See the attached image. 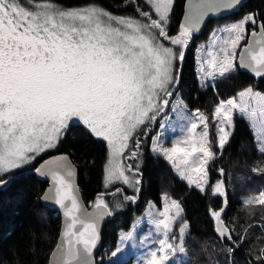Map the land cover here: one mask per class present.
<instances>
[{"label":"snow or ice","instance_id":"1","mask_svg":"<svg viewBox=\"0 0 264 264\" xmlns=\"http://www.w3.org/2000/svg\"><path fill=\"white\" fill-rule=\"evenodd\" d=\"M240 5L241 0H186L178 33L170 35L175 0H121L122 8L133 10L123 16L105 9L98 0L79 6L65 0H0V186L10 182V174L56 149L69 129L79 124L107 143L104 187L114 188L108 195L123 194V188L114 187L117 184L135 193L123 195L122 201L112 205L105 193L98 194L91 202L93 210L88 211L78 195L76 170L68 156L41 162L34 171L50 180L41 201L59 206L65 218L61 241L49 264H95L100 222L119 210L123 201L138 199L139 165L134 168L124 161L139 158V136H147L168 111L174 114L182 136L164 147L165 123L161 122L151 152L165 159L190 188L223 198L219 210L209 211L217 240L222 245L227 242L221 248L224 264H236L235 253L248 229L237 235L223 219L228 203L225 182L209 185L208 166L217 158L209 117L199 109L190 113L179 96L175 101L171 98L178 90L179 65L193 35L210 15ZM198 51L202 53L198 69L202 87L209 79L228 78L237 68V56L240 68L264 78V21L249 13L215 30L206 50L201 46ZM236 112L249 122L256 151L264 158V92L252 87L214 108L217 147L222 153L229 143ZM170 130L175 132L176 126ZM252 171L261 174L264 167ZM219 172L224 175L223 168ZM162 199V210L153 211L155 205H150L146 213L150 230L139 239L146 251L137 264H189L190 224L184 219V209L167 194ZM242 203L264 206V191ZM137 226L120 235L109 264L126 244L138 246ZM253 226L264 233V217L249 228ZM245 264H264V247Z\"/></svg>","mask_w":264,"mask_h":264},{"label":"trees","instance_id":"2","mask_svg":"<svg viewBox=\"0 0 264 264\" xmlns=\"http://www.w3.org/2000/svg\"><path fill=\"white\" fill-rule=\"evenodd\" d=\"M66 3L82 5L86 0H65ZM107 9L123 14H133L132 8H122L121 0H98ZM184 0H175V6L169 25V33L178 32ZM245 12H253L259 21H264V0H248L238 10L224 18L212 19L193 35L192 43L185 50V58L179 65L181 94L190 108L203 110L209 106L211 113L218 98L227 99L244 87L250 86L264 92V78H257L237 66L226 79H217L214 86L200 87L195 71L194 41L206 38L215 24L230 22ZM251 25L249 28L251 29ZM245 41L242 43V45ZM158 121L152 126L147 136L140 135L141 155L137 160H125V164H138L137 177L140 191L135 203L123 201V206L106 221L101 233V246L96 254V264H109L106 257L115 248L119 232L129 229L133 218L140 214L149 200L161 204L162 193L177 199L183 209V216L190 224L187 240V257L189 264H224L225 247L217 240L214 231L215 222L210 209L219 210L221 197L208 196L190 188L187 183L173 173L171 166L160 156L151 152L150 144L157 131ZM212 150L217 158L208 166L209 185L223 180L227 190V206L223 213L224 221L235 228L236 234H245L243 244L236 251V264H245L246 259L253 258L264 246V233L255 225L264 217V207L260 205L245 206L244 196L264 190V173L257 174L253 167H264V158L256 151L254 136L249 123L244 117L234 114V130L222 153L217 147L210 129ZM134 147V141H133ZM67 152L78 167V184L85 202L91 203L96 196L105 193V200L110 205L122 201L123 195H134L133 189L123 184L114 187L123 188L122 195H108L114 188L104 187V167L107 158L106 142L95 138L79 124L73 125L58 147L38 157L31 165L15 173L6 186L0 188V264H47L50 252L55 246L60 228V215L56 208L45 207L39 196L47 186V180L37 178L31 169L45 156L56 152ZM224 169L222 176L219 169ZM206 249V251H205ZM112 264H125V261H113Z\"/></svg>","mask_w":264,"mask_h":264},{"label":"rangeland","instance_id":"3","mask_svg":"<svg viewBox=\"0 0 264 264\" xmlns=\"http://www.w3.org/2000/svg\"><path fill=\"white\" fill-rule=\"evenodd\" d=\"M70 5H73V6H79V5H74L73 3H71ZM105 8V7H104ZM107 9V8H105ZM109 10V9H107ZM110 12H112L113 14L115 15H118V16H123V15H127V14H123V13H119V12H114L112 11L111 9L109 10ZM249 13H253V12H245L242 14V16H240L239 18H237L236 20H233V21H230V22H224V23H221L219 22L220 24H215L213 26V28L211 29V31H209L208 35L206 36L205 39L201 40V41H194V59H195V71H196V77H197V80H198V83H199V86L202 87V82H201V73L199 72V61H200V58L202 56V53L198 51V49L201 48V46H205V50H206V46L207 44L210 42V39H211V36H212V33L217 30V29H220V28H223L227 25H230L238 20H240L243 16L249 14ZM178 33V32H177ZM171 35V34H170ZM176 35V34H175ZM193 39V38H192ZM192 39L189 43V45L192 43ZM243 43V42H242ZM242 46V44H241ZM239 51V49L237 50V52ZM237 64V63H236ZM238 66V65H237ZM237 69V68H236ZM216 81V80H215ZM215 81L209 79L205 85H211V86H214V83ZM204 87V86H203ZM247 87H250V86H247ZM247 87H244L243 89L247 88ZM241 89V90H243ZM254 89V88H253ZM239 90V91H241ZM237 91L235 93V95L229 97V98H232V97H235L237 95V93L239 92ZM254 91H258L256 89H254ZM260 92V91H259ZM177 96H179L180 98L183 99L184 103L187 105L188 107V110L189 112H194L196 109L195 108H190L186 102V100L184 99V97L182 96L181 94V90L180 88L177 90V92L173 95V97L171 98L172 101H175ZM227 98V99H229ZM227 99H221V98H218V101L217 103L213 106L212 108V112L210 113L208 111L209 109V106H207L205 109L203 110H200L201 112L205 113L208 117H209V132H210V129H212V133H213V137L215 139V142L217 143V137H216V127H215V122L212 120V114H213V111H214V108L218 105V103L221 101V100H227ZM237 114H239L238 112H236ZM235 114V113H234ZM240 115V114H239ZM170 118V119H169ZM163 122L165 123V129L163 130V136L161 137V142L164 144V147H171L172 146V143L175 139L177 138H180L182 136V133H181V130H180V127L177 125V122L175 120V117H174V114L171 113V111H168V114L166 117H164L162 120L159 119V124H158V128H157V131L153 134L152 138L155 137L160 131V123ZM249 123V122H248ZM173 126H176V131L173 132L171 131L170 129L173 127ZM199 131V129H198ZM253 133V132H252ZM255 141V140H254ZM256 145V144H255ZM106 146H107V143H106ZM151 146H152V139H151V144H150V149H151ZM107 158H108V147H107ZM107 158H106V162L105 164L107 163ZM167 162V161H166ZM168 163V162H167ZM170 165V164H169ZM171 166V165H170ZM172 169V167H171ZM173 173H175V171L172 169ZM177 175V174H176ZM178 176V175H177ZM179 177V176H178ZM180 178V177H179ZM181 179V178H180ZM182 180V179H181ZM184 181V180H183ZM186 182V181H185ZM187 183V182H186ZM126 186V185H125ZM128 187V186H127ZM129 188V187H128ZM132 190V188H129ZM261 191H264V190H259L257 193L255 194H252V195H249V196H244L243 198V201L248 199L249 197H253V196H257L259 195V193ZM167 194V193H162L161 195V204L160 205H156L153 201L149 200L146 207L144 208V210L136 215L132 222H131V225L129 227V229L127 230H124V231H120L119 232V237L122 233H126V232H129V231H133V227L138 225L135 229V232H136V236H137V247L133 248L131 246V243L129 244H126L124 246V250L122 252V254H118V257L117 258H114L113 261H125V264H137V259L146 251V248L145 247H140L139 246V239L142 238L145 234H147L150 230V226L147 224V216H146V213L149 211L150 209V205H155V208L152 209L153 211H156V210H162V207H163V204H164V201L162 199V197ZM167 196L170 198V199H173V197L169 194H167ZM40 197V196H39ZM174 200H177V199H174ZM178 201V200H177ZM90 204V203H89ZM264 207V206H263ZM182 222V221H181ZM119 237H118V240L115 244V248L116 246L119 244ZM264 247V246H261V248ZM115 248L113 250H115ZM112 250V251H113ZM110 259V255L106 257V260L109 261Z\"/></svg>","mask_w":264,"mask_h":264},{"label":"water","instance_id":"4","mask_svg":"<svg viewBox=\"0 0 264 264\" xmlns=\"http://www.w3.org/2000/svg\"><path fill=\"white\" fill-rule=\"evenodd\" d=\"M247 1H248V0H241V5H240L239 7H237L236 9H234V10H231V11H224V12H222V13H220V14H217V15H210L209 17H207V18L205 19L204 23L201 25V29H200V31H202V29L207 25V23H208L210 20H212V19L224 18V17L228 16L229 14H231V13L235 12L236 10H238V9H239L244 3H246ZM185 4H186V0H184L183 11H182V14H181L180 23L183 22V15H184ZM200 31H199V32H200ZM245 43H246V41H245ZM245 43H244V44H245ZM244 44H243V45H244ZM243 45H242L241 47H243ZM239 51H240V49H239ZM239 51H238V54H239ZM236 63H237V65L239 66V57H238V56H237V61H236ZM239 68H240V67H239ZM241 69H242V68H241ZM243 70L249 72V71L246 70V69H243ZM249 73H250V72H249ZM59 155H66V156H68V158H69V160L71 161L72 165L75 167L76 175H75V177H74V183H75L76 187L78 188V195L81 197L82 203H83L84 206L88 209V211H92L93 209H92V207H91V203H90V204H89V203L87 204V203L85 202V200L83 199V197H82V193H81V191H80L79 184H78V167H77V165L72 161V158H71V156H70L69 153L59 151V152H56V153H51V154L45 155V156H44V157H43V158H42V159L36 164L35 167L39 166V164H40L41 162H43L44 160H47V159H49L50 157H55V156H59ZM35 167H34V168H35ZM34 168L31 169V173H33V174H34L37 178H39V179H44V178H45V179L47 180V186L44 188V190L42 191V193L40 194V197H39V200H40L41 204H42L43 206H45V207L56 208L57 211H58V213H59V215H60V228H59V233H58V237H57V239H56L55 246L53 247L52 251L50 252V255H49V258H48V263H47V264H49V261L53 259V255H52V254L56 251V245H57L58 243H60V241H61V234H62L63 229H64V226H65V218H64V216H63L62 209H60L59 206L55 205L53 202H42V201H41V197H42V195L44 194V192H45V191L48 189V187L50 186V180H49V178L42 177V176H40L39 174H37V173L34 171ZM15 176H18V175H13L12 177L14 178ZM13 178H12V179H13ZM12 179H10V182H11ZM10 182H9V183H10ZM9 183H8V184H9ZM8 184H7V185H8ZM7 185H5V186H0V188H2V187H6ZM109 218H110V217H105V219L102 220V221L100 222V241H99V243H98V245H97V248L94 250V260H95V264H96V254L98 253V251H99V249H100V246H101V233H102V228H103L104 224L106 223V221H107Z\"/></svg>","mask_w":264,"mask_h":264}]
</instances>
